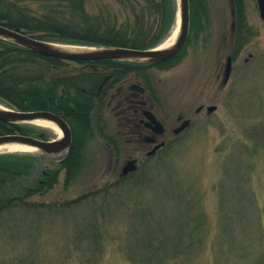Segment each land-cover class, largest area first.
Instances as JSON below:
<instances>
[{
  "label": "rangeland",
  "instance_id": "1",
  "mask_svg": "<svg viewBox=\"0 0 264 264\" xmlns=\"http://www.w3.org/2000/svg\"><path fill=\"white\" fill-rule=\"evenodd\" d=\"M248 4L253 10L254 1ZM21 6L40 7L29 0ZM205 10L200 40L192 39L167 70L153 64L150 79L161 111L174 121L188 113L193 125L115 184L112 158L89 140L73 185L66 188L62 171L50 192L30 198L32 207L0 216V264H141L140 246L151 258L161 257L157 246L173 245L183 248L169 262L173 251L166 249L165 264H264V29L251 41L232 36L229 0H205ZM252 21L260 26L256 13ZM201 103L216 111L196 114ZM24 124L32 136L57 137ZM122 147L121 165L137 145ZM22 153L46 161L38 151Z\"/></svg>",
  "mask_w": 264,
  "mask_h": 264
},
{
  "label": "trees",
  "instance_id": "2",
  "mask_svg": "<svg viewBox=\"0 0 264 264\" xmlns=\"http://www.w3.org/2000/svg\"><path fill=\"white\" fill-rule=\"evenodd\" d=\"M26 1L0 0V24L39 40L68 41L69 44L82 46L153 49L170 35L178 14V0H29L38 1L40 6L31 11L21 6ZM191 1H194V8L188 40L183 49L192 39L198 41L203 23L208 20L205 0ZM237 9L238 30L234 36L245 38L241 31L242 9L238 6ZM179 53L154 65L170 68L179 62ZM235 55L231 53L233 59ZM87 62L112 63L111 71L121 79L130 76L132 70L140 72L147 66L145 63L114 60L68 61L47 57L0 38V102L14 110L50 111L61 115L71 125L73 143L83 147L87 139L81 132L88 124V115L92 116L91 106L98 100L93 95L89 97L87 91L102 78V75L84 74V64ZM120 69L122 74L119 76L117 70ZM5 134L32 136L24 123L0 122V135ZM43 156L50 165L34 154L0 153V216L12 209L29 207L30 198L50 192L58 184L62 171L66 175L68 189L76 181L72 178L78 176L84 164L82 149L79 155L74 154L62 163L58 162L57 172L54 159ZM91 194L94 192L86 197ZM84 197L71 203H77ZM173 246V250L166 248L173 251L170 256L162 246H157L155 250H162L164 254L161 257L168 255L169 262L175 255L174 251L183 248ZM139 250L145 264H165L166 259H161L159 254L146 258L145 254L149 251L141 249V246Z\"/></svg>",
  "mask_w": 264,
  "mask_h": 264
},
{
  "label": "flooded vegetation",
  "instance_id": "3",
  "mask_svg": "<svg viewBox=\"0 0 264 264\" xmlns=\"http://www.w3.org/2000/svg\"><path fill=\"white\" fill-rule=\"evenodd\" d=\"M250 1H254L253 10L249 7L250 5L248 3ZM229 2L232 14L231 35L234 36L238 30V6L242 9V15H240L241 19L243 18L241 31L245 38L251 41L259 34V29H264V20L260 14L258 0H229ZM255 13L260 19V26L252 21ZM229 58H231L232 64V56L229 55L227 61ZM113 65L108 62H87L84 64L83 70L85 75L97 74L102 75V78L92 84L95 87L87 91L89 97L93 95L98 100L91 106V108L93 107L92 116L90 117L88 115V124L84 126L85 130L81 132L84 139H87L83 147L82 145L79 146L73 143L74 134L69 122L61 115L54 113L67 123L71 133L70 146L58 154L50 155L55 161V172L59 169L58 162L62 163L65 158L72 157L74 154L79 155L81 149L86 153L85 150L88 149V141L95 140L100 142L102 149L107 150L109 157L114 162L111 175L117 176L113 178L115 184L118 180L127 179L133 173L123 174V167L128 161L136 160V169H138L148 159L159 153L170 142L175 141L177 137L181 136L193 125L194 119L188 113H179L174 121L164 111H161V102L158 100L150 81L152 78L151 70L157 67L153 64H147L144 70L140 72L132 70L130 76L121 79L115 77V73L111 71ZM157 69L165 71L168 68L162 67ZM117 71V74L120 76L122 70ZM111 73L114 74V77ZM106 74L109 76L105 77ZM212 106L216 105L201 103L196 107L195 113L200 114L206 112L210 114L209 108ZM186 121H189V124L177 132ZM158 130L161 132L158 133ZM171 133L174 134L172 138L170 136ZM37 137L45 140L58 139L57 137L49 139L45 133H39ZM124 143L129 146L137 145V148H133V152H128L124 156V164L121 165L122 145ZM157 146L159 147L156 151L150 154Z\"/></svg>",
  "mask_w": 264,
  "mask_h": 264
},
{
  "label": "water",
  "instance_id": "4",
  "mask_svg": "<svg viewBox=\"0 0 264 264\" xmlns=\"http://www.w3.org/2000/svg\"><path fill=\"white\" fill-rule=\"evenodd\" d=\"M260 14L264 20V0H258ZM179 13L181 15V31L176 44L165 50H159V47L153 49L125 48V47H104L92 48L95 51L84 53H69L59 51L53 47V43L39 40L17 29H11L0 24V38L13 42L32 52L68 61H97V60H115L133 63L155 64L167 61L174 57L185 45L189 34V3L188 0H180ZM231 58L227 61L226 79L227 82L231 72ZM216 106L209 108V112L216 110ZM44 118L55 123L63 132L61 139L45 140L38 137L24 134H5L0 135V144L4 142H18L36 147L39 151L48 155L58 154L66 150L71 143V133L67 123L58 115L49 111H18L5 108L0 110V122L8 124H19L32 122L35 119ZM189 124L186 121L183 126L177 130L184 129ZM161 131L158 130V133ZM155 148L150 154L154 153ZM137 168L136 160L128 161L123 167V174L126 175L135 171Z\"/></svg>",
  "mask_w": 264,
  "mask_h": 264
},
{
  "label": "bare ground",
  "instance_id": "5",
  "mask_svg": "<svg viewBox=\"0 0 264 264\" xmlns=\"http://www.w3.org/2000/svg\"><path fill=\"white\" fill-rule=\"evenodd\" d=\"M180 1V0H179ZM179 6V4H178ZM181 15L178 13L177 16V21L176 25H174L170 35L167 37V39L162 43V45L159 46V50H165L173 47L180 35L181 31ZM55 49H58L59 51L63 52H69V53H84V52H92L95 51V49H92L90 47H80V46H74V45H60V44H55L53 45ZM8 108V107H6ZM5 108L0 105V110H4ZM10 109V108H8ZM14 110V109H12ZM20 111V110H18ZM4 123V122H3ZM32 124L39 126V127H46L52 129L56 134L57 138L61 139L63 136L62 130L52 121H49L44 118L40 119H35L31 122ZM8 124V123H6ZM39 138V137H38ZM52 141V140H49ZM71 144V143H70ZM38 151L40 152L36 147L23 144V143H18V142H4L0 144V153H5V152H17V153H22V152H35ZM39 154H44L47 155L46 153H39ZM48 156V155H47ZM51 157V156H49Z\"/></svg>",
  "mask_w": 264,
  "mask_h": 264
}]
</instances>
